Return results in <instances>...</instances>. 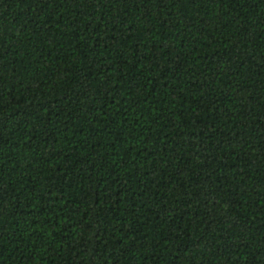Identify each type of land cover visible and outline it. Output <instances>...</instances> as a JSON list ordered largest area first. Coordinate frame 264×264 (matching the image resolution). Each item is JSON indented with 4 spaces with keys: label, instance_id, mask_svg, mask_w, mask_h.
I'll return each mask as SVG.
<instances>
[{
    "label": "trees",
    "instance_id": "obj_1",
    "mask_svg": "<svg viewBox=\"0 0 264 264\" xmlns=\"http://www.w3.org/2000/svg\"><path fill=\"white\" fill-rule=\"evenodd\" d=\"M0 264H264V0H0Z\"/></svg>",
    "mask_w": 264,
    "mask_h": 264
}]
</instances>
